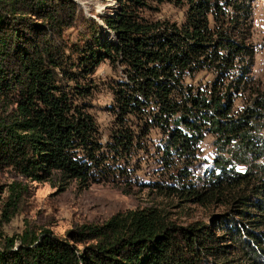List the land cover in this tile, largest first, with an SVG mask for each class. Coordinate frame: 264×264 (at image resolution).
<instances>
[{
    "label": "trees",
    "instance_id": "obj_1",
    "mask_svg": "<svg viewBox=\"0 0 264 264\" xmlns=\"http://www.w3.org/2000/svg\"><path fill=\"white\" fill-rule=\"evenodd\" d=\"M113 1L101 28L74 0H0V172L26 181L0 186V264H264L255 0ZM165 3L186 8L182 23L141 15ZM104 62L116 73L105 86V135L91 104ZM202 72L212 80L195 85ZM207 135L217 155L196 178ZM148 144L167 179L137 177ZM54 177L59 191L109 183L222 211L181 227L163 208H136L62 237L22 219L20 233L8 235L5 227L32 210L28 184Z\"/></svg>",
    "mask_w": 264,
    "mask_h": 264
},
{
    "label": "rangeland",
    "instance_id": "obj_2",
    "mask_svg": "<svg viewBox=\"0 0 264 264\" xmlns=\"http://www.w3.org/2000/svg\"><path fill=\"white\" fill-rule=\"evenodd\" d=\"M82 14L103 28L100 17L112 14L116 7L113 0H74ZM253 34L252 43L256 45L254 59L253 77L258 80L264 89V0H255L253 3ZM186 8L173 4H163L159 6L157 13L143 11L141 15L148 20L168 21L180 24L184 20ZM81 31L82 28H80ZM72 36L75 33L72 32ZM104 38H111L105 35ZM108 62L100 63L94 73V80L100 84V92L91 101L92 112L96 114L99 128L105 135L111 126V115L107 112V106L111 104V93L106 89V85L111 83L115 77ZM195 85L204 86L205 82L212 80L211 75L202 72L195 76ZM102 85V86H101ZM105 87V88H104ZM238 102L236 103V106ZM237 107H240L238 105ZM154 138V135H152ZM213 138L205 136L200 143L197 160L194 162L191 172L194 176L203 178L205 171L212 164V160L217 151L212 146ZM147 155L139 154V160L145 159L141 164V170L137 172V177L144 181L151 179H167L168 176L159 175L158 155L156 148L150 147ZM12 181H26L10 171L0 172V186L11 183ZM31 187L33 196L30 199L32 210L15 217L12 222L5 227L8 235L20 233L22 230V219H31L38 226L52 231L55 235L62 237L64 234L77 225L88 223H101L109 219L117 212L136 208L158 207L165 209L172 221L181 227H186L192 223H209V217L213 213H219L222 208L197 206L187 202H180L175 197L157 196L148 194L147 191L141 192L139 187L132 189L129 194H124V186H116L109 183L94 184L86 190L79 191L73 182L64 191H59L55 177L51 181L43 183L28 184Z\"/></svg>",
    "mask_w": 264,
    "mask_h": 264
}]
</instances>
